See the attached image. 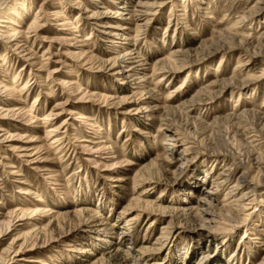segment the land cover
Returning a JSON list of instances; mask_svg holds the SVG:
<instances>
[{"label":"rangeland","instance_id":"374dc122","mask_svg":"<svg viewBox=\"0 0 264 264\" xmlns=\"http://www.w3.org/2000/svg\"><path fill=\"white\" fill-rule=\"evenodd\" d=\"M2 1L0 34L17 29L22 48L0 38V222L11 219L0 256L26 241L3 264H264V140L248 133L264 117V0ZM12 6L20 19L7 16ZM38 9L46 19L23 39ZM117 10L147 21L136 33ZM211 44L219 49L206 55ZM79 50L134 59L109 69L74 57ZM175 57L186 63L169 72ZM154 64L164 74L140 82ZM49 127L58 128L47 137ZM62 131L69 149L48 144ZM249 150V159L238 153ZM241 174L259 185L243 202L250 214L237 216L228 200ZM36 207V218L18 220Z\"/></svg>","mask_w":264,"mask_h":264},{"label":"bare ground","instance_id":"6f19581e","mask_svg":"<svg viewBox=\"0 0 264 264\" xmlns=\"http://www.w3.org/2000/svg\"><path fill=\"white\" fill-rule=\"evenodd\" d=\"M3 3H4V1H2V3H0V8L2 7V9H3V7L4 6H2L3 5ZM24 3V8L22 7V4H20V6H18V10H21V13L22 12H24L25 10H27V7H28V5H27V3L25 4V1L23 2ZM55 4V3H54ZM57 5V4H56ZM134 6H135V8L139 11L141 8H143L144 7V4L142 3V2H140V1H135V3H134ZM5 8V7H4ZM20 8V9H19ZM10 9L11 10H8V12H6V14H7V16H13L14 15V17H16L17 19H20L19 18V13L17 12V13H15L14 11H13V6L12 7H10ZM40 11H41V9H38V11L33 15V17L31 18V20H30V22H29V27L27 28L28 29V31H26L25 33L27 34V35H23L22 36V38L23 39H26L27 40V38H29V35H28V33L29 32H31V31H36L37 30V28H39L40 27V25H42L43 23H42V21H44L46 18H45V16L43 15V13H40ZM137 11V12H138ZM21 13H20V15H21ZM37 13H39V14H37ZM54 12L51 10V11H48L47 13H46V15L47 16H50V15H52ZM57 14V18H64L65 16L63 15V13H62V11H59V12H57L56 13ZM121 14H126V16H128V17H125L127 20H128V22H127V24H129V22H133L134 24H135V32L137 33L138 31H139V27L141 26V25H144L145 24V21H147V12H140V13H137V14H134V13H132L130 10L129 11H127V12H124V10H117L116 11V14H115V16H117V15H121ZM88 18H94V16H88ZM66 20H65V24H71V21L68 19V18H65ZM77 19V18H76ZM42 27V26H41ZM98 27L99 28H105V30L104 31H102V32H104L108 37L109 36H113L114 34L112 33L113 32V30H109V28H111V27H109V26H104V25H102V24H98ZM120 27H121V25H120ZM123 27V26H122ZM124 27H125V25H124ZM63 28V27H62ZM20 32L17 30V29H9V27H7L6 28V31L5 32H3V33H1L0 34V38H2V39H6V38H11V37H14V39H13V41H8V42H6V44L12 49V48H14V50L16 51V53H17V50L18 49H20V48H22V45H19V42H18V39H17V36H18V34H19ZM70 33L71 34H73L72 32H71V30H70ZM65 35H67V34H62V37L63 36H65ZM31 36V35H30ZM88 38V37H87ZM110 39V38H109ZM109 41V40H108ZM110 41H112V40H110ZM112 43V45H115L116 44V41H112L111 42ZM8 47V48H9ZM216 49H219V48H216V46H213V44H211L210 45V50H208V52H206V55H207V53H212L213 51H215ZM27 52V54H25V56L27 55L28 57H30V60L32 59V58H36L37 57V55H36V53L35 52H32V51H29V48L27 47V46H24V49H22L21 50V52L23 53V52ZM48 51V48H46L44 51H42V55L41 56H44L46 53H48L47 52ZM174 51V50H173ZM21 52H20V54H21ZM175 52V51H174ZM176 52H177V50H176ZM171 53V52H170ZM17 54H19V53H17ZM74 54H77V53H74ZM3 55H4V63L5 62H7V61H5V58L7 57L6 56V53H3ZM77 55H79V56H77ZM76 56L74 55V57H78V58H83V60L85 59V63H90V62H94V64H98V66L97 67H99V66H101V65H103L104 67H107V68H109V69H111V68H113V67H115L119 62H131L134 58L132 57V52H131V50L130 51H124V52H122V53H120V54H116V55H114V56H111V57H109V58H106V59H99V58H97V57H95V55L94 54H90V55H87V52H83V53H81L80 52V50H79V52H78V54H77ZM179 55V53H176V56H178ZM174 57V56H173ZM173 57H171V58H173ZM8 58V57H7ZM169 58V57H168ZM176 58V60L175 59H172V60H170V62L172 63V66L171 67H169L168 66V71L169 72H177V71H179V70H181L182 69V67H184V65H185V63H186V60L184 59V60H182V58H180V59H178V57H175ZM184 58V57H183ZM27 59V58H26ZM28 60V59H27ZM40 61V60H39ZM39 61H38V66H39ZM142 61V60H141ZM168 61H169V59H168ZM138 62H140V61H138ZM46 64V63H45ZM246 64V63H245ZM35 66V65H34ZM134 66V65H133ZM237 66V65H236ZM239 66V65H238ZM91 67H94V65L93 66H91ZM39 68V67H38ZM128 68V67H127ZM145 68V66L143 67L142 66V64H136V66H134V67H132V65H131V67H129L128 69H126L125 68V70L124 71H122V72H128V71H135V70H142V69H144ZM150 68V73L149 74H145V75H143V76H145V77H143V76H136L137 78H139L140 79V82L141 81H143V80H145V78H147V80H148V78L152 75V74H155L156 73V70H160V73L161 74H164L163 73V70L164 69H162V68H157L156 67V65L154 64L152 67H149ZM166 68V67H165ZM166 69H165V71H167ZM121 71H118V73H120ZM17 76V74H15V75H13L12 77H16ZM33 76L34 77H36V78H38V75L37 74H33ZM163 76V75H162ZM50 77V76H49ZM143 77V78H142ZM47 78V77H46ZM247 79V78H246ZM246 79H244V80H246ZM160 80V79H159ZM247 81V80H246ZM31 84H32V82H30ZM30 83H26V84H24V85H22L21 87H20V89L19 90H17L18 92L19 91H22L25 87H26V89H25V91H27V90H29L30 89V87H32L31 86V84ZM60 84L62 85V86H67V85H71L72 83L71 82H65L64 80H62V81H60ZM244 84H246V83H244ZM0 85L2 86V89L3 90H7V88H6V86L5 85H2L1 84V82H0ZM148 85V84H147ZM12 89H14L13 88V86H11V90ZM222 89V88H221ZM143 90V89H142ZM13 93H14V91H13ZM50 95V94H49ZM82 98H83V96H82ZM34 100H37V97L35 96L34 97ZM67 100V99H66ZM65 100V101H66ZM193 100V99H192ZM192 100H191V103H192ZM194 101V100H193ZM122 102V100H120V102H118V104H120ZM196 101H194V103H195ZM190 103V102H189ZM57 106H59L58 104H54V105H52L51 106V109L48 111V114L47 115H44L43 117H42V119H43V123H44V120L45 119H51V118H53V116L55 115V112H53V109L54 108H56ZM147 107L145 106V107H140V108H138V110L137 111H145V110H147L146 109ZM141 109H143V110H141ZM40 109L37 107V108H35V111L37 112V111H39ZM5 114H8V113H11V115H13L14 117H22V119H25L26 121H27V117H31L32 115L29 113V112H27V113H25V112H22V111H15V110H13V109H6L5 110V112H4ZM69 113H72V111H68V114ZM50 115H52V116H50ZM50 116V117H49ZM78 117H81L80 115L78 116ZM83 117V116H82ZM32 118V120L34 121L35 120V118H34V116H32L31 117ZM262 119V123H261V128H259V129H256V128H252V130H251V132H248V133H253L251 136L254 138V137H261L263 140H264V117L263 118H261ZM32 121V122H33ZM260 121V120H259ZM258 121V122H259ZM260 123V122H259ZM258 123V124H259ZM88 124V123H87ZM254 125V124H253ZM58 126H60V125H58ZM58 128V127H57ZM57 128L55 129V127L53 128V127H49L48 129H47V131L45 132L46 133V136L47 137H49V136H51L53 133H56L57 132ZM246 129V128H245ZM96 131H97V129H96ZM62 134H60V135H56V137L54 138V139H52V140H50L49 141V143L48 144H52V143H57V142H62L61 144H60V146H63V147H67L68 149L69 148H71L72 147V143H70V142H67L66 140H67V137H66V133H65V131H62L61 132ZM255 140V139H254ZM93 142V141H92ZM82 146H83V144H82ZM86 146V145H85ZM84 146V147H85ZM86 147H88L89 148V146H86ZM104 148V147H103ZM103 148H100L99 150H97L96 152H98V151H102L103 150ZM231 151V150H230ZM105 152V151H104ZM238 152V151H237ZM220 153V152H219ZM239 153V155H242V156H244L245 158H247V159H249L250 157H252V156H254L253 154H252V152L249 150V151H243V152H238ZM21 154V156L20 157H25V156H31V154H26L25 152H22V153H20ZM95 153H92V156L94 155ZM228 154V153H227ZM233 156V155H232ZM236 156V155H235ZM2 158H4V157H2ZM43 158L44 157H42V156H36L35 158H33L32 160H31V163H33V162H38V161H41V160H43ZM242 159V158H241ZM261 162V161H260ZM263 163V162H262ZM256 164H259V163H256ZM260 166H261V164H260ZM9 167H11V168H9V169H12V167H14L12 164H10V166ZM258 167V166H257ZM264 169V168H263ZM258 170V169H257ZM9 173H12V174H14V172H12V170H9ZM262 173V172H261ZM239 175V174H238ZM259 178V177H258ZM244 179H245V176H244V174H241L240 176H239V182L232 188L233 190H238V192H237V194H232V197H230V199L228 200V204H231L232 205V208L235 210V215H237V216H239V214L240 215H242V214H245V215H249L250 213L248 212V210H249V206H247V205H245V204H243V202H244V200H252V199H249V197L251 198V196H253V194H254V192L256 191V188H257V186L259 185L258 184V182H259V180L258 179H255L256 180V182L254 183V182H251V181H246L245 183H243L242 184V182L244 181ZM253 179V178H252ZM237 180V179H236ZM224 181V180H223ZM253 181V180H252ZM261 181H264V172L262 173V178H261ZM244 189H245V191H244ZM230 194V193H229ZM227 201V200H226ZM245 203V202H244ZM227 205V204H226ZM33 212V211H32ZM42 212V210H40V208L39 207H36V208H34V212L33 213H28L26 210H23V212L21 213V215L20 216H18V220L19 219H22L23 218V216L24 215H30L29 217H32V218H36V216L37 215H39L40 213ZM47 212V211H46ZM49 212V211H48ZM50 213H52V211H50L48 214H50ZM48 214H45L44 215V213H43V216H47ZM16 215V214H15ZM22 216V217H21ZM236 216V217H237ZM25 218H27V217H25ZM38 219H40V218H38ZM11 222V219L10 220H8L7 222H5V223H3V222H0V233L1 232H5V231H7L8 230V228L10 227L9 226V224H11L10 223ZM237 222V221H236ZM14 225V224H13ZM12 225V226H13ZM5 226H6V228H5ZM44 226V225H43ZM235 226V224H233V225H231L230 227H234ZM2 227H4L5 229H2ZM44 228V227H43ZM34 234V233H33ZM33 234L31 235V237L33 236ZM36 234V233H35ZM34 234V235H35ZM34 237V236H33ZM26 241H24L21 245H20V247H18V250H16V251H10V249H4L3 251L5 252V257L3 258L2 256H0V260H1V263L0 264H3L4 262H9L10 263V259H12V255H11V253H13L14 255H17V253H18V251H20V248L22 247V245L25 243ZM7 256H8V258H7ZM17 259H25L23 256H21V257H18Z\"/></svg>","mask_w":264,"mask_h":264}]
</instances>
